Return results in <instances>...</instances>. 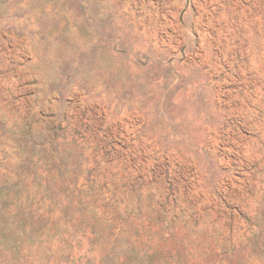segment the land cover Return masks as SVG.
Here are the masks:
<instances>
[{
  "label": "rangeland",
  "instance_id": "1",
  "mask_svg": "<svg viewBox=\"0 0 264 264\" xmlns=\"http://www.w3.org/2000/svg\"><path fill=\"white\" fill-rule=\"evenodd\" d=\"M0 264H264V0H0Z\"/></svg>",
  "mask_w": 264,
  "mask_h": 264
}]
</instances>
